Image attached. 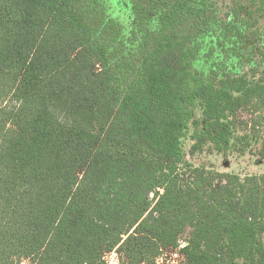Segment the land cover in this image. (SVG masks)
<instances>
[{"label": "trees", "instance_id": "16d2710c", "mask_svg": "<svg viewBox=\"0 0 264 264\" xmlns=\"http://www.w3.org/2000/svg\"><path fill=\"white\" fill-rule=\"evenodd\" d=\"M203 154L264 160V0H0V264H264Z\"/></svg>", "mask_w": 264, "mask_h": 264}, {"label": "rangeland", "instance_id": "374dc122", "mask_svg": "<svg viewBox=\"0 0 264 264\" xmlns=\"http://www.w3.org/2000/svg\"><path fill=\"white\" fill-rule=\"evenodd\" d=\"M227 0H218V2H225ZM190 142L183 141V148L188 150ZM194 165L212 168L219 172L233 173L241 178L247 175L263 174L264 173V160L257 157L245 155L244 157L230 156L223 158L218 154L207 155L203 154L191 159ZM183 244V243H182ZM110 264H114L116 256L114 254L108 256ZM169 264H177L180 259L173 256L168 257Z\"/></svg>", "mask_w": 264, "mask_h": 264}, {"label": "built area", "instance_id": "2783aa9c", "mask_svg": "<svg viewBox=\"0 0 264 264\" xmlns=\"http://www.w3.org/2000/svg\"><path fill=\"white\" fill-rule=\"evenodd\" d=\"M112 254H114V253H112ZM112 254H110V255H112ZM109 255V256H110ZM115 255V254H114ZM171 256H173V257H175V258H177L178 257V255H177V253H173ZM106 261H107V264H110V262H109V260H108V257H106ZM114 264H116V260H115V263Z\"/></svg>", "mask_w": 264, "mask_h": 264}]
</instances>
